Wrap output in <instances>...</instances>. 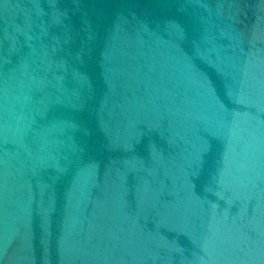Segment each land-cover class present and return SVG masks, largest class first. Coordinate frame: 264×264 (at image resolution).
Instances as JSON below:
<instances>
[{
  "label": "water",
  "instance_id": "1",
  "mask_svg": "<svg viewBox=\"0 0 264 264\" xmlns=\"http://www.w3.org/2000/svg\"><path fill=\"white\" fill-rule=\"evenodd\" d=\"M0 264H264V0H0Z\"/></svg>",
  "mask_w": 264,
  "mask_h": 264
}]
</instances>
